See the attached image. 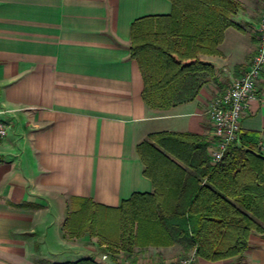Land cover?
Wrapping results in <instances>:
<instances>
[{
	"label": "crops",
	"instance_id": "0c3cea01",
	"mask_svg": "<svg viewBox=\"0 0 264 264\" xmlns=\"http://www.w3.org/2000/svg\"><path fill=\"white\" fill-rule=\"evenodd\" d=\"M232 1L222 40L200 55L213 70L197 76L195 97L153 109L143 100L131 30L139 19L171 15V0H0V111H10L0 113L9 126L0 143V264L97 261V237L65 233L71 200L118 208L153 193L138 154L150 135L193 134L210 153L209 105L252 60L264 9V0ZM245 133H258L264 157V72L242 119ZM148 250L173 257L184 249ZM131 258L121 252L111 264ZM194 264H264V234L252 232L242 256Z\"/></svg>",
	"mask_w": 264,
	"mask_h": 264
},
{
	"label": "trees",
	"instance_id": "16d2710c",
	"mask_svg": "<svg viewBox=\"0 0 264 264\" xmlns=\"http://www.w3.org/2000/svg\"><path fill=\"white\" fill-rule=\"evenodd\" d=\"M171 1V15L139 19L131 30V54L144 78L143 100L153 109L195 97L202 83L197 76L213 70L200 55L213 53L234 12L232 0ZM240 139L214 164L199 136L150 135L138 154L154 192L135 194L118 208L73 198L66 235L88 233L101 246L129 257L136 249L176 244L207 262L242 256L251 233L264 234V157L258 153V133ZM69 264L102 263L88 258Z\"/></svg>",
	"mask_w": 264,
	"mask_h": 264
},
{
	"label": "built area",
	"instance_id": "2783aa9c",
	"mask_svg": "<svg viewBox=\"0 0 264 264\" xmlns=\"http://www.w3.org/2000/svg\"><path fill=\"white\" fill-rule=\"evenodd\" d=\"M258 48L245 71L233 79L225 91L209 105L207 114L212 122L214 143L210 149L212 163L219 162L225 151L240 144L242 119L253 101L257 99V85L264 72V9L258 25ZM10 111H0V113ZM12 112V110H11ZM9 126L0 118V143L8 135ZM107 259V255L102 256ZM195 253L179 260L137 262L135 264H194ZM122 264H129L124 262Z\"/></svg>",
	"mask_w": 264,
	"mask_h": 264
},
{
	"label": "rangeland",
	"instance_id": "374dc122",
	"mask_svg": "<svg viewBox=\"0 0 264 264\" xmlns=\"http://www.w3.org/2000/svg\"><path fill=\"white\" fill-rule=\"evenodd\" d=\"M101 242L99 241V246ZM184 249V248H183ZM185 252V253H184ZM121 254V252L118 253H114L112 252V250L109 248H102V246L100 248H98L96 250V253H92L93 255H98L99 259L97 260V262L102 263V264H111V260L118 257ZM180 256H179V255ZM191 253L186 252L183 250V252L179 251L175 252V255L172 256H163L161 255L160 252H153V251H149L148 249L145 250H138L137 252H135L133 255H131V259L129 261H127L129 264H135L137 262H162V261H168V260H179V259H183L186 258L190 255ZM103 255H107L108 258L107 259H103L102 256ZM93 257H91L90 259H92Z\"/></svg>",
	"mask_w": 264,
	"mask_h": 264
}]
</instances>
